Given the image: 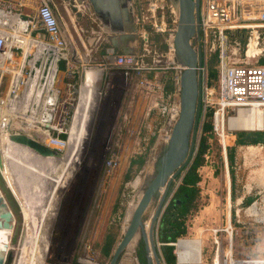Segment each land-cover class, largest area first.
<instances>
[{"label":"rangeland","instance_id":"rangeland-1","mask_svg":"<svg viewBox=\"0 0 264 264\" xmlns=\"http://www.w3.org/2000/svg\"><path fill=\"white\" fill-rule=\"evenodd\" d=\"M35 1L26 0L22 7L33 14L36 7ZM52 1L57 8L59 21L68 28L69 34L71 33L70 42L85 56L86 50H83V45L80 44L76 34V29L79 30L82 27L84 35L82 37L85 38L87 49L90 48L87 40H92V57L89 63L92 65L104 63L100 60L99 51H95V46L101 41L97 39V35L103 32L102 24L93 19L90 11L82 13L77 10L76 6L81 5L77 3V0ZM172 10L176 11L170 0H136L134 5L135 15L138 16L136 25L140 30L147 31L150 49V52L143 51L141 40L136 52H146L147 61L154 55V50L162 54L163 68L155 70L157 77L154 79V71L148 74V78L153 81L156 79L161 81L165 76L166 82L170 83L172 76L178 71L177 68H173L177 63L167 49V40L174 28ZM154 23L158 26L162 24L165 29L156 30ZM91 30L94 32L92 33ZM238 58L240 62H243V55L239 54ZM262 60L264 58H261L259 62ZM217 65V61L212 60L208 64L207 74L210 68L218 73ZM63 69L64 66L61 63L59 70ZM120 72V69L112 66L101 70L100 79L95 87L98 95L96 93L90 100L91 106L86 113L88 120L79 126V131L76 130L66 150L65 168L68 169L70 166L71 176L69 181L58 189V204L55 218L48 229V246L41 258L42 264H85L79 260L80 258L95 264H108L112 251L123 234L124 212L127 204L138 193V188L130 184L137 178L143 179L148 168L153 171L154 163L164 147L165 131L169 128L164 124L160 112L154 105L159 98V91L154 87L151 93H146L143 85L137 84L134 80L125 81ZM66 80L64 78L63 82ZM210 83L216 86L217 78L210 80ZM205 120L206 117L201 118L202 123ZM82 130L85 131L81 132ZM201 135L202 130H199L197 147ZM206 136L208 145L206 151H208H205L203 164L197 169L199 181L196 207L185 217L186 233L183 236L204 241V255L207 258L206 264H209L214 254L212 229H224L226 223L231 222L234 256L264 255V144H256V147L252 149L246 148V145H233L234 183L232 186L228 160L225 165L218 142L211 134L206 133ZM138 155L144 156L143 165L138 168L134 164L128 170L130 158ZM109 156H113L116 161V165L111 169L106 168V160ZM192 159L180 175L172 180L173 187L180 183ZM127 172L128 178H125ZM75 190L80 192L77 200L81 203L71 212L70 207ZM11 191L18 199L17 191ZM227 191L230 194L229 198ZM231 192L235 196L233 199ZM19 196L22 220L25 209L26 222L29 218L30 226L29 209L20 194ZM249 198L251 202L244 203ZM252 203H255L256 212L247 209ZM35 204L33 207L38 208L39 203L35 202ZM156 204L157 201H154L150 208L154 210ZM151 209L145 214V219H150ZM229 214L230 220L227 219ZM159 229L160 218L155 223L154 236L161 264H166L159 240ZM107 232L114 236V243L108 255L101 250L103 238ZM218 234L225 248L226 232L221 230ZM76 241L77 246H75ZM28 246H31L30 233L25 238L24 247ZM10 253L13 258L14 252ZM125 253L124 249L118 264L123 263ZM140 254L144 258L141 240L132 252L135 257L133 264H141ZM12 258L9 264H12Z\"/></svg>","mask_w":264,"mask_h":264},{"label":"built area","instance_id":"built-area-1","mask_svg":"<svg viewBox=\"0 0 264 264\" xmlns=\"http://www.w3.org/2000/svg\"><path fill=\"white\" fill-rule=\"evenodd\" d=\"M56 10L52 0H40L33 14L23 17L11 2L0 0V134L8 139L12 134H25L64 154L77 126L88 120L83 110L88 102L83 86L95 88L101 70L112 66L120 69L125 81L134 80L143 85L146 93L157 88L159 98L154 105L169 128L165 131L166 141L179 113V65L173 67L178 71L170 80L172 88L168 93L164 90L165 76L161 81L148 78L152 71L154 79L157 77L155 70L163 68V59L162 54L154 50V55L146 60L150 49L145 29L141 40L146 52L135 53L119 52L111 44L100 48L105 39L104 32H100L97 39L101 41L95 51H99L104 63L92 65L89 63L92 40H87L89 49L82 46L85 56L71 47L67 29L59 21ZM172 13L174 30L177 14L174 10ZM162 24L154 23V27L163 31ZM199 26L197 42L202 50L203 73L201 114L203 119L210 111L208 133L218 142L226 165L227 150L235 145L239 132H264V129H246L239 125V121L248 116L247 119H254L264 113V63L259 62L264 58V0H199ZM172 38L173 33L167 40V49L174 56ZM239 54L243 55V62L239 61ZM212 60L218 64L216 86L210 83L207 74ZM61 63L66 82L60 78ZM114 165L115 159L109 156L106 168ZM228 228L212 229L213 255L220 246V264H264V255L234 256L231 243L227 248ZM221 230L227 235L225 248L218 234ZM230 232L232 238L233 229ZM180 236L170 242H160L173 247L174 264H206L204 246L178 259V243L194 239ZM185 247L182 246L183 251L188 249ZM212 262L213 257L209 264Z\"/></svg>","mask_w":264,"mask_h":264},{"label":"water","instance_id":"water-1","mask_svg":"<svg viewBox=\"0 0 264 264\" xmlns=\"http://www.w3.org/2000/svg\"><path fill=\"white\" fill-rule=\"evenodd\" d=\"M89 5L101 22L110 27V42L119 47L120 39L137 35L134 4L136 0H82ZM176 10L177 21L173 30L172 44L175 62L179 65V113L174 121L164 147L154 163L153 171L143 178L141 196L133 209L120 240L114 247L108 264H118L123 250L140 232L143 243L144 262L161 264V258L154 236L155 223L161 217L175 187L169 192L172 180L187 166L197 147V133L201 127V91L203 73L201 70L202 50L199 45V0H170ZM85 4V3H84ZM137 15V14H136ZM130 23V24H129ZM10 139L28 146L42 156H60V152L39 143L25 134H12ZM157 201L150 217L148 232L144 230L145 214ZM15 227L11 243L14 244L21 220L20 206L1 173L0 159V226ZM11 253L8 242L0 235V264H9Z\"/></svg>","mask_w":264,"mask_h":264},{"label":"bare ground","instance_id":"bare-ground-1","mask_svg":"<svg viewBox=\"0 0 264 264\" xmlns=\"http://www.w3.org/2000/svg\"><path fill=\"white\" fill-rule=\"evenodd\" d=\"M82 91L84 92L86 101L88 100L89 104L90 100H92L94 95L96 93L98 95L97 89L94 87H90V85H84ZM88 112L89 109L88 111H86V113ZM247 118L243 119V121L241 122L239 121V125L241 128L264 129V113L263 115L258 116L254 119ZM79 128L80 127L77 126L76 130L79 131ZM76 130L74 131V134ZM73 136L71 137V139L73 138ZM71 141L72 140H70V143ZM255 147L256 145L253 144L246 145V148L249 149ZM66 152L67 151H65L64 154L55 157L42 156L40 154H37L28 146L12 141L10 138L8 139L3 134H0L1 173L8 187L11 188V190H13L14 192L16 190L24 199L29 209L28 216L31 218V223L29 226V218L26 222V211L24 209V219L22 220L20 208V227L14 244L11 243V239L14 235V233L12 235V230L14 228L16 218L13 216V224L10 228L3 230L0 226V235L1 237H4V239L8 242V251L14 252L13 264H42L41 258L44 255V252L46 251V248L48 246V229L50 228V225L55 218L56 208L58 204V189L61 186H64V184L69 181L71 176L70 166L68 169L65 168L66 158L64 155L66 154ZM150 170L151 169L148 168L145 173L148 174ZM227 176L229 182L228 172ZM130 185L133 187H137L138 193L128 202V204L126 203L127 207L126 211L124 212L125 218L123 229L128 224L131 213L141 196L143 179L137 178ZM17 192L16 195L18 199L16 200L20 206L21 199ZM35 202L39 203L38 208L33 207L36 205ZM247 209L250 211H255V203H252ZM150 214H152V210H150L149 215ZM148 222H150V219H145L146 225ZM17 225L18 222L16 221L15 227ZM226 226L229 227L227 248L229 247V243H231V250H233V239L230 238V231L233 229V227L231 225V222L229 224L226 223ZM146 230L148 231V229ZM28 233H30L31 246L25 248V238ZM138 237L139 234H136L130 241L129 245L125 248L126 253L123 257L122 264H133L135 262V257L132 255V252L135 248V242L138 240ZM203 243L204 241L197 238H187L183 242L178 243V247L176 249L178 259L181 260L182 255L187 252H198L199 248L203 247ZM182 246H186L185 248L188 249H186V251H183ZM22 247H24V250H22ZM220 249L221 248L219 246L216 255H213V262L211 264H220ZM226 253L229 255V250L226 251ZM79 260L85 264H95L87 259L80 258Z\"/></svg>","mask_w":264,"mask_h":264},{"label":"trees","instance_id":"trees-1","mask_svg":"<svg viewBox=\"0 0 264 264\" xmlns=\"http://www.w3.org/2000/svg\"><path fill=\"white\" fill-rule=\"evenodd\" d=\"M264 63V60L261 61ZM217 72L213 68H210L208 73L209 79L217 78ZM172 86L170 83L166 82L165 92L168 93ZM210 111L206 113V120L202 123L201 130L202 135L199 139L198 147L195 155L184 174L181 177L180 183L175 187L165 209L163 210L160 217V229H159V240L161 242H170L176 239V237L186 233L185 217L187 213L196 207V199L198 197L197 183L199 181V174L197 169L203 164L204 153L208 147L206 133L210 130L209 121ZM208 118V119H207ZM235 144L236 145H249V144H264V132L263 131H245L239 132L237 135ZM227 160L229 166V173L231 176V184L234 183V147L228 148ZM144 163V156L138 155L136 157L130 158L128 170L136 164L140 168ZM180 173L177 175L179 176ZM128 178V172L125 175ZM174 184L171 183L169 192L174 188ZM231 198H235L234 194L231 192ZM251 199L245 200L244 203L248 204ZM116 208V204L114 209ZM114 243V236L112 233L107 232L103 238L101 245V250L104 254L108 255L111 251L112 245ZM162 253L166 264H174L175 256L173 254V247L171 245H162ZM141 262L143 263L144 258L142 254L139 256Z\"/></svg>","mask_w":264,"mask_h":264},{"label":"crops","instance_id":"crops-1","mask_svg":"<svg viewBox=\"0 0 264 264\" xmlns=\"http://www.w3.org/2000/svg\"><path fill=\"white\" fill-rule=\"evenodd\" d=\"M5 1H9V2H11L12 3V5L13 6H15L20 12H21V14H22V16L23 17H25V16H27L28 14H30V13H28L22 6H24V3L26 2V0H5ZM21 2V3H20ZM40 2V0H36L35 1V5L37 6L38 5V3ZM77 3L78 4H81V5H78V6H76L77 7V10H79V11H81L82 13H85V12H88V11H90V13H91V15L94 17L93 19H96V20H98V23L102 26V29H103V32H104V34H105V39L102 41V43L100 44V48L102 47V46H104V45H109V44H111V42H110V36L112 35V33H111V30H110V27L109 26H107V25H105V24H103L102 22H101V20L96 16V14L93 12V9L89 6V5H87L86 4V2L85 1H82V0H77ZM85 3V4H84ZM135 5V4H134ZM36 8V7H35ZM35 8H34V10H35ZM135 22L138 20V16L137 15H135ZM137 23V22H136ZM130 24V23H129ZM137 26V25H136ZM66 29H67V39L69 40V43L71 44L70 46L71 47H75V45H73L70 41V38H71V33L69 34V30H68V28L66 27ZM80 30V31H79ZM76 29V34H77V36H78V38H79V41H80V44H84V45H86V41H85V38L84 37H82V35H83V33H82V31H83V29H82V27H80V29ZM142 30L143 29H139L138 27H137V35H134V37L133 38H127V39H120V37H119V47H115V49L117 50V51H119V52H122V53H135L136 52V49L139 47V45H140V42H141V32H142ZM84 36V35H83ZM112 45V44H111ZM113 46V45H112ZM78 51L80 50L78 47H75ZM83 50H85L84 48H83ZM81 52V51H80ZM82 53V52H81ZM85 53H86V51H85ZM98 55H100L99 53H98ZM59 73H60V78H64V75H65V68L63 69V70H60L59 71ZM170 84H171V81H170ZM88 103V105L86 106V111H88V109H89V106H91V104H89V102H87ZM85 130H82L81 132H84ZM90 131V130H89ZM228 172V171H227ZM230 184V183H229ZM228 189H229V185H228ZM229 191V190H228ZM228 191H227V193H228ZM230 197V194L228 193V198ZM227 219H229L230 220V214H229V216H227Z\"/></svg>","mask_w":264,"mask_h":264},{"label":"flooded vegetation","instance_id":"flooded-vegetation-1","mask_svg":"<svg viewBox=\"0 0 264 264\" xmlns=\"http://www.w3.org/2000/svg\"><path fill=\"white\" fill-rule=\"evenodd\" d=\"M79 190H75V192H74V197H73V201H72V204H71V207H70V211L72 212V211H74L75 210V206L76 207H78L77 205H80V203L81 202H78V200H77V197L79 196ZM77 203V204H76ZM152 210V213H153V209H151ZM150 213V212H149ZM152 215V214H151ZM146 229H148V227L146 226V224H145V231H146V233L148 232ZM137 234H139V237H138V240L135 242V246L139 243V241H140V232H138ZM77 240V239H76ZM76 244H75V246H77V241L75 242ZM59 259H60V257H59ZM144 262V261H143Z\"/></svg>","mask_w":264,"mask_h":264}]
</instances>
